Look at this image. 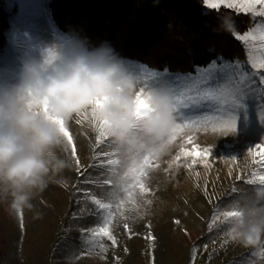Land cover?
Masks as SVG:
<instances>
[{"label":"rangeland","instance_id":"rangeland-1","mask_svg":"<svg viewBox=\"0 0 264 264\" xmlns=\"http://www.w3.org/2000/svg\"><path fill=\"white\" fill-rule=\"evenodd\" d=\"M6 9L17 11L6 51L0 55V86L19 87L26 61L41 62L46 49L70 45L74 38L54 24L47 0H6ZM256 10H264V5H257ZM261 18L246 33L259 37L264 32ZM260 43L258 39L244 42L248 53ZM254 55L257 63L264 58L260 51ZM225 65L239 66L231 79L245 77L242 83H234L241 106L223 114L228 105L216 104L220 111L208 112L214 117L208 123L177 120L186 126L158 157L150 158L141 178L147 191L136 185L129 196L126 184L117 185V176L124 170L107 161L123 160L126 155L109 137L100 136L92 109L74 114L66 126L61 123L67 151L64 146L56 151L72 164L64 173L65 182L50 184L33 201L34 208L22 213L11 209L10 198L0 190V264H264V245L254 249L239 244L229 234L230 218L222 215L237 210L251 195L254 183L249 180L264 176V157L255 154V145L264 143V84L253 75L249 55L246 62L210 67ZM132 66L139 69L136 74L145 89L161 77L175 81L171 89L181 107L187 91L183 84L187 77L196 76L161 73L137 62ZM260 72L264 75V70ZM232 117L238 118L237 131L225 134L223 122ZM197 145L198 151L209 150L203 158L187 154ZM112 191L118 195L109 200ZM93 197L113 204L109 228L115 243L103 236L93 238L91 230L103 226L101 217L107 216ZM214 216L219 218L213 221Z\"/></svg>","mask_w":264,"mask_h":264},{"label":"clouds","instance_id":"clouds-1","mask_svg":"<svg viewBox=\"0 0 264 264\" xmlns=\"http://www.w3.org/2000/svg\"><path fill=\"white\" fill-rule=\"evenodd\" d=\"M218 33H236L231 15L218 16ZM134 62L108 42L89 48L74 38L70 45L44 51L43 60L26 61L19 87L0 86V190L16 213L31 211L33 201L50 184H63L72 164L57 149L67 145L61 131L74 114L92 109L107 137L133 162L159 156L176 127L171 87L143 88ZM231 217L230 235L245 248L264 245V183Z\"/></svg>","mask_w":264,"mask_h":264},{"label":"trees","instance_id":"trees-1","mask_svg":"<svg viewBox=\"0 0 264 264\" xmlns=\"http://www.w3.org/2000/svg\"><path fill=\"white\" fill-rule=\"evenodd\" d=\"M54 24L65 35L103 42L121 57L171 74L196 75L214 63H241L248 51L236 35L256 27L261 16L226 7L218 11L204 0H47ZM13 11L0 0V55L6 51ZM231 15L236 33H218V16Z\"/></svg>","mask_w":264,"mask_h":264},{"label":"snow or ice","instance_id":"snow-or-ice-1","mask_svg":"<svg viewBox=\"0 0 264 264\" xmlns=\"http://www.w3.org/2000/svg\"><path fill=\"white\" fill-rule=\"evenodd\" d=\"M204 4L209 9L219 10L222 6L229 8V9H235L238 13L243 11L245 13L253 12L255 15L264 16V10L257 11L256 6L257 5H264V0H204ZM235 35V34H234ZM236 38L240 41L247 42L249 40L256 41L257 39L261 42L259 45V48H251L249 50V59L251 60V68L254 70L253 75L259 76V80L261 84H264V75L261 74L260 70H264V58L260 59L259 62H256V57L254 55L255 52L260 51L264 53V32H262L259 37L253 35L252 33H246L243 35H236ZM132 70L134 72H139V69L135 66H131ZM233 71L239 72V66H237L235 69H233L230 65H225L224 67L216 68V67H210L205 71L197 70L196 76H189L186 78L185 83L183 84V87L187 89V91L184 93L185 101L182 103L181 107V101L175 100L176 103V121L177 120H192L193 123H208L214 119V117L207 115L208 112L212 111H220L218 106L216 104L211 103V101L215 100H221L224 98V90L220 87H218L219 83L221 81H224L226 79L232 78ZM153 77H155L157 74L152 73ZM245 79L244 75L241 74L239 77V81H234V83H242ZM175 81H172L171 79H166L161 77L160 79L154 80L152 87H161V86H167L171 87ZM239 89H236V92H238ZM236 93H230L229 95H235ZM237 103L236 99H233L231 102V105L229 108H226L223 110V114H227L231 109H235L237 107H240ZM99 126V133L101 137H107L104 125L101 122H97ZM237 124H238V118L232 117L230 120L223 122L222 131L227 133H236L237 131ZM185 124L182 123H176L175 129L170 134V137L168 141L164 144H162V148L172 139L174 138L180 130L185 127ZM216 130L215 128L213 129ZM189 142H191V137L188 138ZM99 140V137H98ZM72 144V154L75 155L76 149L73 142V138L71 140ZM199 146H195L192 152L187 153L188 155H195L196 157H204V152H208V149H205L204 152L196 150ZM255 149L258 150L255 152L256 155L260 157H264V143H259L255 145ZM253 149H249V152L251 153ZM151 157H158L153 155H142L141 157L135 159L133 162L128 156H126L123 160L121 159H109L107 163L109 165H119L120 168L123 171L122 175L117 176V185L120 184H126L127 187L124 188V191L127 192L129 196L132 195V189L139 185L140 189L142 191H147V189L144 188L143 183L141 182V178L146 175L145 170L150 166V158ZM79 163L77 159V164ZM258 181L264 183V176H259ZM134 182V183H133ZM249 183H255L254 180H249ZM106 184H113L112 180H106ZM118 195L117 191H112L108 194V199L112 200L115 199ZM93 202L98 206L100 210H104L107 212L106 217H101L102 219V225L97 228H93L91 230L93 238H99L101 236L107 237L108 239L112 240L113 243H115V237L112 235L111 230L109 228L110 221L112 220V214L111 210L113 208L112 203H105L99 198H92ZM222 215L225 218H231L234 216L239 215L237 211L230 210V211H224ZM219 216H214L213 221L218 219ZM125 228H128V224L125 223ZM101 248H103V245H101Z\"/></svg>","mask_w":264,"mask_h":264},{"label":"crops","instance_id":"crops-1","mask_svg":"<svg viewBox=\"0 0 264 264\" xmlns=\"http://www.w3.org/2000/svg\"><path fill=\"white\" fill-rule=\"evenodd\" d=\"M234 81H235L234 79H226L222 81V85L220 86V88L224 90V98L221 100L211 101V103L213 104L223 103L225 107L226 105L230 107L233 99H236L238 102V95L235 91L236 85H234ZM234 92L236 93L235 95H229L230 93H234Z\"/></svg>","mask_w":264,"mask_h":264}]
</instances>
